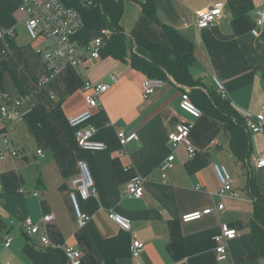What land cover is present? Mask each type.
I'll return each instance as SVG.
<instances>
[{"label": "crops", "instance_id": "1", "mask_svg": "<svg viewBox=\"0 0 264 264\" xmlns=\"http://www.w3.org/2000/svg\"><path fill=\"white\" fill-rule=\"evenodd\" d=\"M136 1H124L125 32L169 47L163 26L173 28L192 44L189 71L206 91H216V77L225 99L241 117L260 111L264 28L256 26V11L264 9V0H150L153 17L142 10L145 0ZM218 5L223 6L222 16L212 26L199 28L196 14ZM19 6V0H0V30L12 32L10 38L0 40V89L10 98L29 94L33 107L24 103L22 119L7 131L16 156L0 159V264H68L62 251L40 245L42 233L51 246L78 250L79 264H264L248 227L255 214L250 185L264 195V168L255 166L264 150V135L246 130L251 151L243 170L221 124L206 113L196 119L180 108L182 94L186 90L190 94L191 89L169 81L143 99L145 76L128 61L111 57L107 44L100 49L99 61L66 67L42 84L46 72L35 49L48 43L42 37L30 39ZM81 30L70 41L85 48L93 39L84 41ZM84 72L92 82L110 84L88 122L95 129L92 141L105 145L102 152L80 150L76 128L67 122L86 110ZM177 126L190 127L189 142L195 149L191 157L185 145L172 148L168 142V134ZM119 131L138 137L124 153ZM171 154L173 167L163 178L160 166ZM79 161L89 168L95 189L87 200L70 186ZM214 165L226 169L238 197L219 194ZM134 178L144 180L141 199L126 194ZM72 193L80 211L89 217L83 227L76 222ZM206 209L211 212L200 219L182 221L184 215ZM110 212L128 219L131 231H122L109 219ZM48 214L55 219L44 226L41 219ZM27 218L39 226V234H23L21 226ZM222 225L236 230L237 236L227 243L228 257L218 261L214 240ZM133 238L144 244L137 260L131 257ZM7 239L11 242L5 247Z\"/></svg>", "mask_w": 264, "mask_h": 264}, {"label": "built area", "instance_id": "2", "mask_svg": "<svg viewBox=\"0 0 264 264\" xmlns=\"http://www.w3.org/2000/svg\"><path fill=\"white\" fill-rule=\"evenodd\" d=\"M19 11L24 15L27 33L32 41L42 37L48 45L37 47L35 52L39 56L42 64L45 67V79L42 84L48 79L57 75L66 67H83L86 60L99 61L100 49L104 45L100 38H95L85 48H79L70 41L71 36L78 30L83 28V19L77 11L76 6L89 7L93 5V0H19ZM117 1V0H115ZM223 6L218 5L202 10L196 14V25L199 28L212 26L223 14ZM256 26L264 28V9L256 11ZM109 36L107 30H102ZM12 32H4L0 30V40L10 38ZM5 53L4 51H1ZM81 77L83 78V93L86 103V110L76 117L68 118L67 122L72 128H76L75 137L76 143L80 150L90 152H102L105 145L92 141V136L95 134V129L88 122L92 116L91 110L99 108L101 97L107 93L110 84L106 82H92L86 72ZM115 82V79H112ZM164 82L159 79L144 78L141 83L142 98L147 99L155 90L161 88ZM213 84L217 93L225 98V93L221 82L213 77ZM31 96L25 94L18 98H10V96L0 89V159L6 156L14 157L16 152L10 146L8 139V129L12 128L23 117L21 110L24 103H30L33 107ZM180 108L191 115L193 118H199L202 112L195 107L189 99L188 91L186 90L180 101ZM243 121L246 130L251 134L264 135V105L256 114L246 113L243 116ZM190 127L177 126L175 130L168 134V142L172 148L178 145H185L188 155L191 157L195 154V149L189 142ZM117 139L121 148V153H124L125 146L131 142L138 140L136 134H125L119 131ZM38 155L41 151L37 152ZM174 155H169L161 164L160 170L162 177L165 178V172L173 167ZM256 168H264V150L259 154L256 160ZM78 174L70 180V186L82 200L95 195L93 188V180L87 165L79 161L77 163ZM215 175L220 183L219 194H228L231 197H238V193L232 187V180L226 169L222 166L214 165ZM144 180L142 178L132 179L126 186V194L135 199L143 198ZM36 195V194H34ZM73 210L76 216L78 227H83L89 221V217L83 214L77 202L75 193L70 195ZM217 210H223V205L219 204ZM211 212V209L203 210L187 214L182 217L183 222H191L200 219L202 216ZM122 231L130 232L131 223L128 219L119 216L113 212L108 215ZM52 214L44 215L41 219L42 224L48 225L54 221ZM23 234L27 237L35 236L40 233V228L30 218L22 222ZM237 236L234 229H229L226 225L221 226V233L215 237V253L218 261H223L228 257L227 243ZM11 240L7 239L4 246L8 247ZM40 245L46 249L60 250L68 264L80 263V252L73 247L66 245L51 246L46 235L41 234ZM144 244L133 238L131 241V257L133 260L139 259L143 252Z\"/></svg>", "mask_w": 264, "mask_h": 264}, {"label": "trees", "instance_id": "3", "mask_svg": "<svg viewBox=\"0 0 264 264\" xmlns=\"http://www.w3.org/2000/svg\"><path fill=\"white\" fill-rule=\"evenodd\" d=\"M124 1L93 0V5L89 7L76 6L83 19L82 29L98 32L107 30L109 55L121 62L128 61L145 78L159 79L164 83L172 81L191 89L190 101L202 113L208 114L225 128L229 136L230 151L245 170L248 167L251 145L243 117L232 107L229 100L222 98L216 91H206L203 83L192 77L189 71L194 59L192 44L169 26H163L169 47L151 42L138 33L125 32L121 25ZM140 5L146 14L153 17L150 0H145ZM250 186L255 214L248 227L254 244L264 255V195L253 184Z\"/></svg>", "mask_w": 264, "mask_h": 264}, {"label": "rangeland", "instance_id": "4", "mask_svg": "<svg viewBox=\"0 0 264 264\" xmlns=\"http://www.w3.org/2000/svg\"><path fill=\"white\" fill-rule=\"evenodd\" d=\"M82 39L86 42L94 40L96 37L100 38L103 44H107L108 42V35L105 32H98V31H91L82 29Z\"/></svg>", "mask_w": 264, "mask_h": 264}]
</instances>
